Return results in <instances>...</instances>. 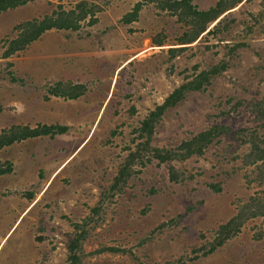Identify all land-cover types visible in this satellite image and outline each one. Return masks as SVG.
<instances>
[{"label":"rangeland","instance_id":"374dc122","mask_svg":"<svg viewBox=\"0 0 264 264\" xmlns=\"http://www.w3.org/2000/svg\"><path fill=\"white\" fill-rule=\"evenodd\" d=\"M78 1L34 0L0 15V132L11 126L68 127L63 135L27 139L0 150L4 166L12 155L20 159L16 172L0 175V264H68L72 224L86 218L81 264H264L263 217L248 219L238 234L202 256L218 227L250 196L264 202V186L256 180L258 164H248L246 158L250 133L264 148V121L255 119L248 105L264 93L262 0H242L209 26L220 21L212 34L185 47L178 38L187 28L151 7L139 13L134 25L139 34L118 30L120 16L140 0H82L102 6L113 28L101 14L96 24L42 34L11 61L2 58L18 25L41 19L58 4L69 10ZM195 1L203 10L217 0ZM154 38L163 45L154 46ZM121 46L134 51L122 52ZM169 49L176 51L171 55ZM128 54L136 58L122 64ZM220 63L226 70L204 91L189 92L164 112L150 144L175 148L215 125L230 133L216 138L203 155L185 161L145 162V154L123 186L108 191L136 142L142 141H133V130L149 111L194 74ZM68 79L84 85L82 96L69 100L47 93L49 86ZM25 157L28 161L19 168ZM169 166L185 179L171 182ZM108 247L121 251L97 252ZM198 248L203 249L192 253Z\"/></svg>","mask_w":264,"mask_h":264},{"label":"trees","instance_id":"16d2710c","mask_svg":"<svg viewBox=\"0 0 264 264\" xmlns=\"http://www.w3.org/2000/svg\"><path fill=\"white\" fill-rule=\"evenodd\" d=\"M33 1L34 0H0V15L8 10L22 7ZM194 1L195 0H140L134 3L131 10L122 16L120 23L128 25L136 22L140 11L147 5H152L157 14L161 13L176 17L177 22L187 28L182 36L178 38V44L185 47L184 45L192 44L201 35L212 34L216 30L215 27L219 25L220 21L213 25L212 28H209V26L225 12L235 8L242 0H217L215 4L207 10H200ZM49 4H51L50 0ZM261 7L262 14H264V0L261 2ZM99 10L100 8L96 4L82 0L78 1L69 10H66L63 6L58 4L56 10H53L52 13L43 16L41 19H33L18 25L15 28V31L18 32L17 36L9 42L8 48L2 54V58H9L17 52L23 51L27 45L37 40L48 30L76 31L81 28L82 24L91 26L97 22L96 13ZM153 43L155 44L154 46L157 47L163 45V41L156 38H154ZM169 51L170 54L173 55L176 50L169 49ZM226 67L225 63H220L207 70L199 71L194 74L193 77L175 88L161 104L155 106L153 110L149 111L147 116L141 121L140 125L133 130V132L137 134L133 141H136L137 139H141L142 141L136 142L134 150L128 154L124 164L119 168L108 191L114 192L116 189L121 188L124 182L130 177L136 160L143 157L145 154L147 155L145 162H150L152 159L157 160L158 163L164 164L173 161H185L193 156L203 155L207 147L216 138L223 134L230 133V130L225 126L215 125L192 135L189 139L182 141L175 148H159L153 147L150 144V137L154 125L159 121L164 112L182 101L189 92L204 91L206 87L210 85L211 79L225 71ZM194 69L196 70V67H194ZM11 79L12 81H15V78ZM84 91L85 87L83 84L62 82H56L47 88L48 94L69 100L77 99L83 95ZM248 105H250L255 119L264 121V93L258 100ZM67 131L68 127L59 124H39L35 127L11 126L0 132V150L13 143H18L27 139L44 136L54 137L57 135H63ZM253 135L254 133L252 132L249 136L251 138V150L246 157L247 163L258 164L256 165V169L259 173L256 176V180L260 181L261 186H264V148L260 146L262 141ZM145 162H142L141 165H144ZM11 171V163H8L5 166L0 163V175L8 174ZM168 176L171 182H179L185 179L181 178L184 176L172 166L168 167ZM209 187L214 192H220L218 186L209 185ZM96 209L97 208H92L91 211L96 212ZM255 217L264 218V202L258 195L250 196L249 199L238 208L236 215L225 224L218 227L213 241L209 244V249L206 250L202 256H207L213 253L227 240L238 234L242 225L248 219ZM88 222V218H86L82 223L72 224L74 228L73 235L68 241L66 247L68 252V264H81L82 256L84 255L82 242L88 232L86 230ZM202 249L203 248L194 249L192 250V253H197V251ZM103 251L120 252L121 250L108 247L102 248L97 252Z\"/></svg>","mask_w":264,"mask_h":264},{"label":"crops","instance_id":"0c3cea01","mask_svg":"<svg viewBox=\"0 0 264 264\" xmlns=\"http://www.w3.org/2000/svg\"><path fill=\"white\" fill-rule=\"evenodd\" d=\"M196 1H194V3H195ZM94 4H96L98 7H100L101 9H103V7L102 6H100V5H98L97 3H95L94 2ZM152 8L154 11H155V13H156V10H155V8L152 6V5H147L146 7H144L143 9H145V8ZM142 9V10H143ZM208 9V8H207ZM207 9H203V10H207ZM99 12V13H98ZM96 14H97V19L99 20V15H101L102 14V16H104V17H106L107 19H108V21H110L109 20V18L108 17H110L109 15H107V13L108 12H106L105 10H104V12L102 11L101 12V10H99ZM122 16L123 15H121L120 16V18H119V25H120V27H118V30L120 31L121 30V28H126L127 29V31L128 30H133L134 31V33H132L133 35H135V34H139V33H137V31H139L140 30V28H138V27H135L134 25H136V23L137 22H135V23H131V24H122V23H120V19L122 18ZM139 18V17H138ZM97 20V21H98ZM175 21L177 22V20H176V17H175ZM97 23V22H96ZM95 23V24H96ZM109 24L111 25V27L110 28H113V26L115 25V23L114 22H109ZM178 25V27L180 26V24H177ZM84 26H81V29L83 28ZM93 28H95V25L93 26ZM141 28L144 30L146 27H145V25H142L141 26ZM52 31H60V30H55V29H51V30H48V31H46V32H44L43 34L44 35H46V34H48V33H51ZM63 31H68L67 33H69V32H74V31H69V30H63ZM120 38V40L122 39L121 37H119ZM144 44V43H143ZM122 47V46H121ZM138 47H141V46H138ZM138 47H136L135 49H139ZM121 49H123V51L122 52H125V53H131V51H134V49L132 50V48H130V47H122ZM127 49V50H126ZM93 52H95V51H90V53L89 54H93ZM102 53V52H101ZM135 53V52H134ZM65 55L66 56H68V55H74L73 53H65ZM104 55V54H103ZM135 54H133V55H130V54H128L127 55V57H126V60L125 61H123V63L122 64H125V63H128L129 61H131V59H135L136 57H133ZM56 56H58L57 58H59L60 57V55H48L46 58L47 59H54V60H57V58H55ZM105 57H107V56H105ZM133 57V58H132ZM101 58V57H100ZM7 59V61L9 62V61H11V60H9L8 58H6ZM122 68V67H121ZM34 77V76H33ZM69 81H67V80H58L57 82H62V83H72L73 81H71L70 79H68ZM45 96V95H44ZM43 96V97H44ZM79 98V97H78ZM75 100V99H74ZM54 125V124H53ZM67 127V126H66ZM44 137H46V136H44ZM39 138H42V137H39ZM14 144H17V143H14ZM13 145V144H12ZM27 155V154H26ZM27 156H29V155H27ZM16 161L19 163V161H20V159H19V156H14L13 157V155H12V159H11V161H10V163H12L11 164V169L12 168H14L13 170H12V172L11 173H13V172H16L17 171V164H16ZM26 161H28L27 160V157H25V159L23 160V163L22 164H19V168H21V166L22 165H24V163L26 162ZM63 165H64V163H61V165H59L58 166V168L56 169V172H57V170H59V169H61L62 167H63ZM47 185V184H46ZM28 208H31V206H29V207H27L26 208V210L28 209ZM23 213H25V211L23 212ZM19 215H17V217H16V219H17V221H18V219L20 218V217H18ZM3 241H1L0 242V244L2 243Z\"/></svg>","mask_w":264,"mask_h":264}]
</instances>
